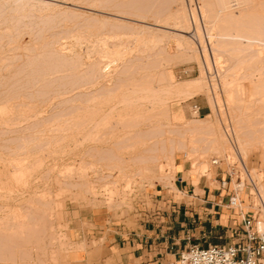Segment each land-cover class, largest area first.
<instances>
[{
  "label": "rangeland",
  "instance_id": "obj_1",
  "mask_svg": "<svg viewBox=\"0 0 264 264\" xmlns=\"http://www.w3.org/2000/svg\"><path fill=\"white\" fill-rule=\"evenodd\" d=\"M95 1L0 0V229L3 228L0 231V264H125L119 252L109 248L100 231L104 228H110L114 232L133 230L143 218L153 216L156 206L154 207L155 201L151 192L155 189L162 191L164 196L181 200L184 196L174 186L176 177L182 176L191 183L195 192H199L198 188L203 183L210 188L220 187L222 180H226V189L231 191L237 177V180L244 182L240 196L244 199L245 208H249L250 203H258L251 180L258 190L264 191V74L260 78L263 82L262 88L260 86L259 88L247 81L249 79L247 74L251 68L246 64L235 67L232 73L229 67H232L235 59L229 57L230 53L226 48L219 49L222 52L221 61L213 63L209 51L210 44L206 42L208 23L200 14V9L204 8L203 0H161L164 1L166 12L168 10L172 12L173 9L180 10L184 13V20L173 19L167 14L164 15L165 12L164 16L160 14L147 18L129 13L133 8L143 6V1L141 3L137 0H98L100 3ZM155 1L160 3L157 4ZM161 1L150 0L144 6H149L148 3L155 4L152 6L155 8L161 4ZM246 4H241L240 9L246 6L245 10L253 12L257 0H250ZM257 6L260 9L256 10L257 12L263 11L264 0H258ZM239 7L234 9L235 14H238L235 10L240 11ZM216 8L219 12H223L219 6ZM198 34L206 49L209 47L207 52L211 63L208 68L202 63V70L195 53L190 49L189 52L184 49L185 43L189 41L192 48L194 47L198 52L196 56L201 58L203 45L201 41L199 42ZM260 54L264 55V49ZM62 56L67 61L70 59L73 62L72 59H78L81 63L79 67L77 61L73 64L63 62L57 67L54 66L56 60L62 59ZM103 61H106L110 67L111 76L98 78V83L93 86H90V83L95 79H90L91 82L86 81L87 83L81 78L79 80V75L89 68V63L101 64ZM45 66H51L50 68L56 70L51 71L52 69ZM65 66L68 69H65L67 68ZM41 68H44L45 72ZM224 68L225 72L230 71L233 75L225 73L221 76L220 72ZM198 76L202 79V92L190 97L183 95L176 96L177 99H173L174 96L170 97L166 108L171 115H175V119H171V128L165 125L161 128V115L164 114L163 112L161 114V111L164 110L158 107L160 109L158 112L156 107L150 108L153 104L150 93L155 88L158 89L162 80L165 83L186 82ZM147 84L155 88H149ZM245 84L252 88L254 86L255 88L250 89H256L257 92L262 89L263 92L260 91L262 95L260 92L257 95ZM139 85L147 87L143 88ZM242 85L248 90L246 88L244 91ZM104 87H110V91ZM92 94L96 98L92 96L93 99L90 98V101L95 100L94 103L85 99ZM145 95L149 100L144 98ZM213 95L215 100L211 99ZM109 103L117 104L115 108L109 109ZM140 104L142 107H139ZM248 104L250 109L246 110L245 105ZM194 105L199 108L198 115L208 114L206 123L210 125L214 123L213 126L223 133L225 144L221 152H201L204 145L201 141L202 133L201 135L195 133L194 137L187 133L184 135L180 133V137L177 136L179 134L177 132L181 131L178 128L180 129L183 123L198 119V115L193 114ZM97 110H100L101 115ZM30 114H33V117ZM90 119V122L87 121ZM81 121L86 123L83 124ZM72 124L75 125L72 126L73 128H71ZM158 124L160 127L156 128ZM224 132L230 135L233 143L236 141L237 147L239 145L237 148L239 154L237 149L235 150V147L228 143ZM10 138L15 140L12 139L10 142ZM193 138L195 140H192ZM167 139L172 143L169 144L171 147L176 144L172 150L167 148V151L174 152L172 165L168 167L165 165L166 167L164 166L160 172L156 167L146 169L144 166L148 165V161L143 162L140 156L150 155L146 153L150 150L148 146L152 148L154 146V152L152 149L151 151L157 153L161 142L168 144ZM181 139L185 141L184 146ZM172 141L178 142L179 147ZM153 142L157 145L155 146ZM95 145L101 149L110 148L114 154L127 157L122 159L125 162L129 159V162L125 163V167V164L114 156L109 159L108 157L113 155L111 153L110 156L106 154L107 157L104 159H101L98 153L92 155L90 149ZM154 149L157 151L155 152ZM85 151H89L88 154ZM164 158H160L163 164L166 163ZM212 159H217V163H211ZM79 162L82 167L78 168ZM114 163L123 165L125 169L118 171L114 168L107 175L108 170L106 171L105 166H114ZM179 165L180 169H178ZM88 166L102 169L96 174ZM162 173L171 174L170 176L173 177L166 182L168 185L165 182L161 183L159 176ZM127 179H130V183L126 182ZM86 180L95 186L93 192L95 194L86 189ZM106 180L110 183H106ZM103 182L106 183L105 186L107 185L105 189ZM113 182H116V186L110 194L108 188L112 187ZM247 192H250V197ZM25 205H28V208ZM46 209H49L48 212ZM17 214L22 216L14 217ZM20 220H24L28 227H24L22 234L21 232L16 234L15 231L20 230L16 225L22 222ZM178 259L179 256L172 264H180ZM143 264H170V261H148Z\"/></svg>",
  "mask_w": 264,
  "mask_h": 264
},
{
  "label": "bare ground",
  "instance_id": "obj_2",
  "mask_svg": "<svg viewBox=\"0 0 264 264\" xmlns=\"http://www.w3.org/2000/svg\"><path fill=\"white\" fill-rule=\"evenodd\" d=\"M95 1V0H94ZM108 1V0H107ZM136 1V0H135ZM135 1L133 2V3H135ZM139 3H141V1H143L144 3H142L143 4V6L141 5V6H138V7H135V8H133L132 9V11H129V13H132V14H134V15H136V16H138V17H148V16H157V15H163L164 14V12H165V14L164 15H169V17H172L173 19H177V18H179V20L180 19H182V20H184V13L182 12V11H178L177 9H173V11L172 12H169V10H168V12H166L165 10H166V6L164 5V1H161V4L158 6V7H155V8H153L152 6L154 5L155 6V4H149L148 3V5L149 6H144V4L145 3H147L148 1H150V0H137ZM165 1H167V0H165ZM169 1V0H168ZM250 2V0H203V9L201 10L200 9V14H201V17L204 19V18H206V21H207V23H208V28L206 29L207 31H208V34H207V41L206 42H208L209 44V47H210V49H209V51H210V54H211V56L210 57H212V61H213V63L214 62H220L221 61V53L222 52H220V48H226L227 50H228V52L230 53L229 54V57L232 59V58H234L235 60L233 61V64H232V67H229V70H230V68H231V72L233 73V71L232 70H235V67H240V65H244L245 66V64L248 66V67H250L251 69H249V71H248V74L247 75H249L248 77H247V81L250 83V84H253L254 86H256V87H261L262 88V84H263V82L261 81V79L260 78H262L263 77V74H264V55H262V54H260L261 53V51L264 49V10L263 11H259V12H257L256 10H258L259 9V7L257 6L258 5V0H257V4H255L256 6V9H255V11H253V12H249L248 10H245V8H246V6H245V8L244 9H240V5L242 4H246V3H249ZM253 1V0H252ZM96 2V1H95ZM97 2H99L98 0H97ZM102 2V1H101ZM103 2H106V1H103ZM154 2V1H153ZM156 2V1H155ZM157 2H159V1H157ZM156 2V3H157ZM100 3V2H99ZM160 3V2H159ZM138 4V3H137ZM158 4V3H157ZM170 4H171V2H170ZM169 4V5H170ZM251 4H252V2H251ZM253 4H254V2H253ZM247 5V4H246ZM216 6L218 7L219 6V8L223 11V12H219L218 11V9L216 8ZM252 7L254 6V5H251ZM133 7V6H132ZM174 7V6H173ZM181 7V6H180ZM237 7H239V9H240V11H237V10H235L236 12H238V14H235V12H234V9L235 8H237ZM254 7V8H255ZM172 8V7H171ZM248 8V7H247ZM249 8H251V7H249ZM253 8V9H254ZM170 9V8H169ZM179 9H182V8H179ZM131 10V9H130ZM260 10V9H259ZM184 11V10H183ZM163 15V16H164ZM166 15V16H167ZM165 16V17H166ZM134 17V16H133ZM166 19V18H165ZM168 19V18H167ZM185 19H186V17H185ZM208 19V20H207ZM179 20H178V22H179ZM177 23V22H176ZM177 26H178V24H177ZM184 28V27H183ZM186 28V27H185ZM213 29H215V31H212ZM162 32V31H161ZM200 32V31H199ZM158 34V33H157ZM160 34V33H159ZM162 35V34H161ZM163 35H164V33H163ZM162 35V36H163ZM184 34H182V36H183ZM162 36H160V38L162 37ZM165 36V35H164ZM176 36H177V34H176ZM179 36V35H178ZM198 36H199V34H198ZM159 38V37H158ZM166 38V37H165ZM184 38V37H183ZM199 38H200V36H199ZM153 39H154V37H153ZM157 39V38H156ZM76 40H78V39H76ZM165 40V39H164ZM184 40V39H183ZM186 40V39H185ZM188 40V39H187ZM152 41H154V40H152ZM156 41V40H155ZM182 41V40H181ZM201 41V38H200V40H199V42ZM180 42V41H179ZM187 42V41H186ZM203 41H201V43H202ZM78 43H79V41H78ZM103 44H104V42H103ZM181 44V43H180ZM182 44H184V43H182ZM186 44V45H185ZM184 45H185V50L187 51V52H189L188 50L190 49V51L191 52H194L195 53V57H198L197 58V60H198V62H199V66H201V70H202V63H204L205 65H207V68H208V66H209V64H211L210 63V61H209V56H208V52H207V49L209 48H207L206 49V45L204 46L203 45V43L201 44V45H203V47H202V54H201V58L199 57V56H196V54L198 55V52H196L197 50L196 49H194V47L192 48V46L190 45V43H189V41H188V43H185ZM80 45V44H79ZM207 45V46H208ZM183 49V48H182ZM185 51V52H186ZM223 51V50H222ZM226 51V50H225ZM69 52V51H68ZM184 52V51H183ZM50 53V52H49ZM263 53V52H262ZM48 54V53H47ZM52 54V53H51ZM75 54V53H74ZM73 54V56H75ZM44 55V54H43ZM42 55V56H43ZM186 55H187V53H186ZM227 55V54H226ZM45 56H47V55H45ZM57 56V55H56ZM72 56V57H73ZM190 56V55H189ZM48 57V56H47ZM63 57V56H62ZM76 57V56H75ZM193 57V56H192ZM56 58H59V57H56ZM56 58L54 59V60H56ZM61 58V57H60ZM80 58V57H79ZM47 60H49V59H47ZM70 60V59H69ZM67 61V60H65L64 59V57L62 58V59H59V60H56V62L53 64L54 66L56 65V67H57V65H59V63H63V62H72L71 60L70 61ZM73 60V62L72 63H70V64H73L74 62L76 63V61L78 62V59L77 60H74V59H72ZM101 60V59H100ZM233 60V59H232ZM86 61V60H85ZM102 61V60H101ZM49 62V61H48ZM79 63H81V62H78L77 64H78V67H79ZM83 63V62H82ZM99 62H91V63H89V68L85 71H83V73H81L82 75H79L80 77H78L79 78V80H80V78L82 79V80H84L85 82L87 81H90V79H95L93 82H91L90 83V86L92 85H95L96 83H98V81H97V79L99 78H103V77H107V76H111L109 73H110V67L106 64V61H103V63H99ZM43 64V63H42ZM157 64V63H156ZM64 65H66V64H64ZM67 65H68V63H67ZM39 66V65H38ZM53 66V67H54ZM60 66H61V64H60ZM59 66V67H60ZM69 66V65H68ZM72 66V65H71ZM70 66V67H71ZM75 66H76V64H75ZM246 66V67H247ZM35 67V66H34ZM33 67V68H34ZM42 67V66H41ZM45 67H51V66H45ZM65 67H67V66H65ZM243 67V66H242ZM247 67V68H248ZM62 68H64V66H62ZM72 68H74V67H72ZM206 68V67H205ZM233 68V69H232ZM43 71H44V68H41ZM41 69H39V72H40V70ZM50 69H52L51 71H53V69L54 68H50ZM65 69H68V67L67 68H65ZM70 69V68H69ZM238 69V68H237ZM33 70V69H32ZM46 70H48V69H46ZM54 70H56V68L54 69ZM124 70V69H123ZM239 70V69H238ZM42 71V72H43ZM50 71V70H49ZM127 71V70H126ZM125 71V72H126ZM226 70H225V68L224 69H222L221 70V72H220V75L221 76H224V74L225 73H227V72H225ZM227 71H228V69H227ZM244 71V70H243ZM41 72V73H42ZM45 72V71H44ZM43 72V73H44ZM62 72H63V70H62ZM68 72V71H67ZM124 72V73H125ZM217 73V72H216ZM53 74V73H52ZM62 74V73H61ZM64 74V73H63ZM131 74V73H130ZM227 74H231L230 73V71L227 73ZM37 75V74H36ZM40 75V74H39ZM73 75V74H72ZM71 75V76H72ZM231 75H233V74H231ZM243 75H245V74H243ZM43 76V75H42ZM159 76V75H158ZM161 76V75H160ZM235 76V75H234ZM39 77V76H38ZM132 77V76H131ZM130 77V78H131ZM150 77V76H149ZM162 77V76H161ZM165 77V76H164ZM243 77V76H242ZM245 77V76H244ZM40 78V77H39ZM42 78V77H41ZM44 78V77H43ZM64 78V77H63ZM75 78H76V76H75ZM108 78V77H107ZM143 78V77H142ZM147 78V77H146ZM241 78V77H240ZM26 79V78H25ZM129 79V78H128ZM163 79V78H162ZM7 80V79H6ZM29 80V79H28ZM65 80V79H64ZM63 80V81H64ZM130 80V79H129ZM154 80V79H153ZM233 80L234 79H232V82H233ZM30 81V80H29ZM50 81V80H49ZM122 81H124V80H122ZM128 81V80H127ZM226 81V80H225ZM224 81V83H226L227 84V82H225ZM4 82V81H3ZM48 82V81H47ZM73 82V81H72ZM77 82V81H76ZM86 82V83H87ZM143 82V81H142ZM216 82V81H215ZM230 82H231V80H230ZM245 82V81H244ZM18 83V82H17ZM53 83V82H52ZM64 83V82H63ZM85 83V84H86ZM128 83V82H127ZM145 83H148V82H145ZM204 83V82H203ZM28 84V83H27ZM60 84H61V82H60ZM60 84H58V85H60ZM82 84H84V83H82ZM122 84V83H121ZM132 84V83H131ZM149 84V83H148ZM147 84V85H148ZM216 84V83H215ZM229 84V83H228ZM244 84V83H243ZM247 84V83H246ZM245 84V86H247ZM47 85L49 86V84L47 83ZM115 85V84H114ZM138 85V84H137ZM145 85V84H144ZM223 85V84H222ZM236 85V84H235ZM240 85V84H239ZM252 85V86H253ZM72 86V85H71ZM134 86V85H133ZM139 86H142V85H139ZM204 86H206V85H204ZM244 85H242V87H243ZM250 86V85H249ZM253 86V88H255ZM18 87V86H17ZM20 87V86H19ZM30 87V86H29ZM77 87V86H76ZM132 87V86H131ZM143 88H146L147 86H142ZM148 87L150 88L151 87V85L149 86L148 85ZM248 87V86H247ZM246 87V88H247ZM259 87V88H260ZM264 87V86H263ZM65 88V87H64ZM72 88H73V86H72ZM74 88H75V86H74ZM105 88V87H104ZM110 88V87H109ZM109 88H105V89H108L109 90ZM112 88V87H111ZM116 88V87H115ZM117 88H119V87H117ZM133 88H135V87H133ZM132 88V89H133ZM152 88V87H151ZM155 88V87H154ZM154 88H152V89H154ZM202 88H203V84H202V79H201V77H199L198 76V78H193V79H191V80H188V81H186V82H171V83H165L163 80L160 82V84H159V86H158V89L157 88H155V90H153L152 91V93H150V94H152L151 95V97H150V99L152 100V102H153V104H152V102H150V101H148V102H150L151 104H148L149 106L151 105V109L152 108H155L156 107V109H158V107H160L162 110H164V111H161V114H163V115H161V123L160 124H162L161 125V128H162V126H164L165 125V127H169L170 125H171V119H175V115H171L170 114V112L167 110V108H166V103L169 101V98L171 97L172 98V96H174V98L173 99H177L176 98V96L178 97V96H186V97H190V96H193V95H195V94H199V92L201 91L202 92ZM246 88H244L243 87V90L245 91V89ZM249 89L251 88V89H253L251 86L250 87H248ZM248 88L246 89V90H248ZM120 89V88H119ZM131 89V90H132ZM148 89V88H147ZM147 89H145V90H147ZM157 89V90H156ZM225 89V88H224ZM250 89V90H251ZM258 89V88H257ZM31 90V89H30ZM50 90V89H49ZM107 90V92H109ZM117 90V89H116ZM141 90V89H140ZM205 90V89H204ZM259 90V89H258ZM262 89H260L259 90V92L261 91ZM52 91V90H51ZM57 91V90H56ZM112 91H114V89L112 90ZM130 91V90H129ZM148 91V90H147ZM150 91V90H149ZM206 91V90H205ZM251 91H255L256 92V94L258 95V94H260L261 92H263V90L259 93V92H257V90L256 89H254V90H251ZM251 91H249L250 93H253V92H251ZM6 93H7V91H5ZM48 92V91H47ZM53 92V91H52ZM133 92H134V90H133ZM138 92V91H137ZM204 92V91H203ZM207 92V91H206ZM236 92V91H235ZM11 93V92H10ZM49 93H50V91H49ZM101 93V92H100ZM135 93V92H134ZM133 93V94H134ZM247 93V92H246ZM250 93H249V95H250ZM264 93V92H263ZM27 94V93H26ZM46 94V93H45ZM87 94V93H86ZM95 94V93H94ZM94 94H92V95H89V97L88 98H85L86 99V101L89 99V101H90V98H92V96H94L93 98L95 99L96 97H95V95ZM98 94V93H97ZM110 94V93H109ZM150 94H149V96H150ZM208 94V93H207ZM24 95V94H23ZM36 95V94H35ZM123 95V94H122ZM127 95V94H126ZM138 95H140V97L142 96L143 97V95H141V94H138ZM232 95V94H231ZM260 95H262V93L260 94ZM3 96V95H2ZM34 96V95H33ZM106 96V95H105ZM104 96V97H105ZM135 96V95H134ZM137 96V95H136ZM135 96V97H136ZM147 95H145L144 96V98L146 97ZM233 96V95H232ZM248 96V95H247ZM39 97V96H38ZM98 97H99V95H98ZM103 97V96H102ZM139 97V96H138ZM139 97V98H140ZM260 96H258V98H259ZM3 98V97H2ZM1 98V99H2ZM29 98V97H28ZM31 98V97H30ZM52 98V97H51ZM84 98V97H83ZM92 98V99H93ZM111 98V97H110ZM131 98V97H130ZM137 99L138 101L140 100V99ZM147 98V97H146ZM4 99V98H3ZM107 99H108V97H107ZM142 99V98H141ZM148 99V98H147ZM211 99H214L215 100V98H214V95L212 96V98ZM5 100V99H4ZM28 100V99H27ZM30 100V99H29ZM100 100V99H99ZM133 100H135L134 102H136V99L134 98ZM144 100V99H143ZM149 100V99H148ZM244 100V99H243ZM258 100H260V99H258ZM32 101V100H31ZM92 101V100H91ZM90 101V102H91ZM93 101H95V100H93ZM92 101V102H93ZM97 101V100H96ZM106 101V100H105ZM147 101V100H146ZM171 101V100H170ZM173 101V100H172ZM90 102H88V104L90 103ZM174 102V101H173ZM213 102H215V101H213ZM263 102V101H262ZM24 103H25V101H24ZM94 103V102H93ZM96 103V102H95ZM118 103V102H117ZM116 103V104H117ZM139 103V102H138ZM140 103H142V102H140ZM83 104H85V103H83ZM99 104V103H98ZM101 104V103H100ZM102 104L104 105V102H102ZM101 104V105H102ZM110 104V103H109ZM114 103H112V104H110V105H108V108L109 109H112V108H115L114 106L116 105H113ZM134 104H136V103H134ZM133 104V105H134ZM218 104V103H217ZM234 104V103H233ZM243 104V103H242ZM247 104V103H246ZM12 105V104H11ZM95 105V104H94ZM97 105V104H96ZM141 105V104H140ZM244 105V104H243ZM260 105V104H259ZM132 106V105H131ZM139 106V105H138ZM240 106V105H239ZM242 106V105H241ZM3 107V106H2ZM85 107V106H84ZM88 107V106H87ZM92 107V106H91ZM139 107H142V105L141 106H139ZM148 107V106H147ZM168 107V106H167ZM234 107V106H233ZM28 108V107H27ZM78 108V107H77ZM99 108H101V107H99ZM134 108V107H133ZM150 108H148L149 110H150ZM257 108V107H256ZM16 109V108H15ZM22 109V108H21ZM29 109V108H28ZM145 109H147V108H145ZM244 109V108H243ZM245 109L247 110V109H250V105L248 104V105H245ZM258 109V108H257ZM13 110V109H12ZM87 110V109H86ZM102 110V109H101ZM85 111V110H84ZM98 111V110H97ZM100 111V110H99ZM99 111H98V114H99ZM153 112H154V110H152ZM249 111H251V110H249ZM260 111V110H259ZM68 112V111H67ZM70 112V111H69ZM147 112V111H146ZM151 112V111H150ZM152 112V113H153ZM158 112H160V109H158ZM163 112V113H162ZM261 112V111H260ZM264 112V111H263ZM31 113V112H30ZM35 113V112H34ZM54 113V112H53ZM86 113V112H85ZM97 113V112H96ZM135 113H137V112H135ZM156 113V112H155ZM171 113H174V112H171ZM65 114H67V113H65ZM94 114H95V112H94ZM98 114H96L97 116H98ZM154 114V113H153ZM157 114V113H156ZM160 114V113H159ZM194 114V113H193ZM31 115V114H30ZM64 115V114H63ZM99 115H101V114H99ZM147 115H148V113H147ZM32 117H33V114L31 115ZM54 116V115H53ZM90 116H93V115H90ZM155 116V115H154ZM176 116H177V114H176ZM197 116V115H196ZM207 116H208V114H205V115H198V119L197 120H194L193 122H192V120L190 121V123L188 122V123H183L182 125H181V128L179 129L178 128V130H181V131H179V132H177V133H179V134H177V136L179 135V137H180V133L182 134V135H184V133H187V134H190V135H194L195 133L197 134V133H199V135H201V133H202V139H201V141H203L204 143V145H203V147L201 148V149H203L201 152H208V151H213V152H215V153H218V152H221V150L224 148V142H225V139L223 138V133H221L219 130H217L218 128L217 127H215V126H213V124H208V123H206V122H208V121H205V119H207ZM89 117V116H88ZM135 117V116H134ZM141 117V116H140ZM179 117H181V116H179ZM178 117V118H179ZM0 118H1V116H0ZM22 118V117H21ZM93 118V117H92ZM95 118V117H94ZM131 118V117H130ZM152 118V117H151ZM7 119V118H6ZM12 119V118H11ZM24 119V118H23ZM80 119V118H79ZM87 119V118H86ZM177 119V118H176ZM39 120H41V119H39ZM45 120V119H44ZM51 120V119H50ZM81 120V119H80ZM83 120V119H82ZM102 120V119H101ZM145 120V119H144ZM150 120V119H149ZM208 120V119H207ZM15 121V120H14ZM55 121V120H54ZM85 121V120H84ZM87 121H91V119L90 120H87ZM134 121V120H133ZM160 121V120H159ZM34 122V121H33ZM66 122V121H65ZM81 122H83V121H81ZM81 122H79V123H81ZM100 122V121H99ZM111 122V121H110ZM114 122V121H113ZM210 122V121H209ZM242 123H243V121H241ZM18 123V122H17ZM37 123V122H36ZM48 123V122H47ZM57 123V122H56ZM86 122H83V124H85ZM88 123V122H87ZM101 123V122H100ZM159 123V122H158ZM181 123V122H180ZM239 124H240V120H239V122H238ZM260 123H263V122H260ZM38 124V123H37ZM41 124V123H40ZM39 124V125H40ZM58 124V123H57ZM64 124V123H63ZM66 124V123H65ZM64 124V125H65ZM82 124V123H81ZM89 124V123H88ZM97 124V123H96ZM116 124V123H115ZM137 124V123H136ZM177 124V123H176ZM179 124V123H178ZM253 124V123H252ZM251 124V126H253ZM39 125H37V126H39ZM48 125H49V123H48ZM68 125V124H67ZM118 125V124H117ZM159 125V124H158ZM261 125V124H260ZM31 126V125H30ZM75 126V125H71V128H73V127ZM84 126V125H83ZM240 126V125H239ZM238 126V127H239ZM242 126V125H241ZM254 126H255V124H254ZM258 126V125H257ZM33 127V126H32ZM41 127V126H40ZM116 127V126H115ZM153 127V126H152ZM157 127H160V125L159 126H156V128ZM173 127V126H172ZM249 127V126H248ZM28 128V127H27ZM55 127H53V129H54ZM61 129H62V127H60ZM77 128V127H76ZM117 128V127H116ZM169 128H171V126L169 127ZM177 128V127H176ZM241 128V127H240ZM243 128V127H242ZM30 129V128H29ZM80 129V128H79ZM130 129H132V128H130ZM154 129H155V126H154ZM160 129V128H159ZM4 130H5V128H4ZM91 130H92V128H91ZM90 130V131H91ZM134 130V129H133ZM169 129H167V131H168ZM2 131V130H1ZM20 131H22L21 129H20ZM73 131V130H72ZM76 131V130H75ZM83 131V130H82ZM98 131V130H97ZM112 131V130H111ZM156 131V130H155ZM158 131V130H157ZM160 131V130H159ZM165 131V130H164ZM175 132L177 131V130H174ZM39 132V131H38ZM81 132V131H80ZM131 132V131H130ZM146 132H148V131H146ZM151 133H152V131H150ZM170 132H172V129H171V131ZM41 133V132H40ZM55 133V132H54ZM66 133V132H65ZM72 133V132H71ZM76 133V132H75ZM96 133V132H95ZM94 133V134H95ZM140 133H142V132H140ZM159 133V132H158ZM160 133H162L161 131H160ZM160 133H159V136H161L160 135ZM225 133V132H224ZM247 133V132H246ZM132 134V133H131ZM145 134V133H144ZM166 134V133H165ZM164 134V135H165ZM195 134V135H196ZM233 134V133H232ZM41 135V134H40ZM48 135V134H47ZM57 135V134H56ZM67 135H68V133H67ZM88 135H89V132H88ZM93 135V134H92ZM103 135V134H102ZM143 135V134H142ZM141 135V136H142ZM154 135V134H153ZM152 135V136H153ZM182 135H181V137H182ZM225 135L227 136L226 138H227V141H229L228 143H231V145H232V147H235V150L239 147V145H238V147H237V145H236V141H234V143H233V141L231 140V137H229L230 135H228L227 134V132L225 133ZM241 135V134H240ZM246 135V134H245ZM23 136H24V134H23ZM72 136V135H71ZM87 136V135H86ZM243 136V135H242ZM27 137V136H26ZM39 137V136H38ZM56 137V136H55ZM59 138H60V135L58 136ZM92 137V136H91ZM100 137V136H99ZM139 137V136H138ZM149 137V136H148ZM155 137V136H154ZM194 137V136H193ZM241 137V136H240ZM249 137V136H248ZM23 138V137H22ZM27 138H31V137H27ZM35 138V137H34ZM44 138V137H43ZM62 138V137H61ZM126 138V137H125ZM128 138V137H127ZM135 138V137H134ZM143 138V137H142ZM167 138V137H166ZM176 138H178V137H176ZM175 138V139H176ZM197 137H195V139H196ZM199 138H200V136H199ZM198 138V139H199ZM243 138V137H242ZM11 139V138H10ZM10 139H9V141H10ZM12 139H14V138H12ZM12 139H11V141L10 142H12ZM18 139V138H17ZM39 139H41V137L39 138ZM94 139V138H93ZM92 139V140H93ZM121 139V138H120ZM119 139V140H120ZM139 139V138H138ZM162 139V138H161ZM164 139V138H163ZM183 139H184V136H183ZM189 139V138H188ZM194 138L192 139V140H195ZM234 139V138H233ZM248 139V138H247ZM15 140V139H14ZM29 140V139H28ZM32 141H33V139H31ZM124 140V139H123ZM131 140V139H130ZM134 140V139H133ZM135 140H137V139H135ZM166 140V139H165ZM165 140H162V141H165ZM171 140H173V139H171ZM170 140V141H171ZM180 140V139H179ZM179 140H178V142H179ZM182 140V139H181ZM191 140V139H190ZM189 140V141H190ZM191 140V141H192ZM236 140V139H235ZM43 141H45V140H43ZM48 141V140H47ZM51 141V140H50ZM61 141V140H60ZM59 141V142H60ZM94 141V140H93ZM97 141V140H96ZM144 141H145V139H144ZM160 141V139H158V142ZM177 141V140H176ZM183 141V140H182ZM198 140H196V142H197ZM247 141V140H246ZM37 142V141H36ZM42 142V141H41ZM133 142H135V141H133ZM155 142V141H154ZM153 142V143H154ZM167 142H168V139H167ZM172 142H175V141H172ZM178 142H175V143H177V146L179 147V143ZM185 141H183V146H184V143ZM192 142H194V141H192ZM242 142V141H241ZM243 142H244V140H243ZM6 143H7V140H6ZM57 143H58V138H57ZM131 143V142H130ZM160 143V142H159ZM166 143V142H165ZM165 143H163V142H161V144H160V147L158 148V152L157 153H153L154 151H153V148H154V146H153V148L151 147V146H148L149 147V149L150 150H148V149H145L146 151V153L147 154H149L150 153V155H144V156H140V158L142 157V159H143V162H144V160H146V162L148 161V165H146V166H144L146 169L148 168V170L149 169H153V168H155L156 167V169L157 170H159L158 172H160V171H162L163 170V167L165 166V165H167V167H168V165H172V163H173V157H174V152L173 151H167V148H171V150L173 149V148H175L174 146L176 145V144H174V146L172 145V147H171V145H169V144H172V143H169L168 142V144L167 145H169L168 147H167V145L165 144ZM181 143V142H180ZM245 143H247V142H245ZM24 144V143H23ZM28 144V143H27ZM26 144V145H27ZM51 144V143H50ZM56 144V143H55ZM150 144H152V143H150ZM155 144V143H154ZM182 144H180V147H181V145ZM198 144H199V142H198ZM242 144V143H241ZM3 145V144H2ZM49 145V144H48ZM157 145V143L155 144V146ZM35 146V145H34ZM42 146V145H41ZM128 146V145H127ZM126 146V147H127ZM130 146V145H129ZM195 146V145H194ZM199 146V145H198ZM200 146H202L201 144H200ZM229 146H230V144H229ZM243 146H244V143H243ZM4 147V146H3ZM24 147V146H23ZM131 147V146H130ZM147 147V148H148ZM177 147V149H179ZM190 148H192V146H189ZM231 147V146H230ZM16 148H18V147H16ZM25 148H26V146H25ZM31 148V147H30ZM39 148V147H38ZM243 148V147H242ZM5 149V148H4ZM47 150H48V148H46ZM90 149V148H89ZM115 149V148H114ZM144 149V148H143ZM151 149H152V151H151ZM194 149H196V148H194ZM194 149H192L193 151H195ZM200 149V150H201ZM240 149V148H239ZM9 150V149H8ZM108 150V151H107ZM101 149V148H99V147H97L96 145L95 146H93V148H91L90 149V151H92V155L94 154V153H98L99 155V157L101 158V159H104L105 157H107L106 156V154L107 155H109L110 156V154L109 153H111V154H113V155H111L110 157H108L109 159L111 158V157H115L116 159H118V160H120L121 162H123L124 164L129 160H127L126 162L123 160L124 158L125 159H127V157H124V156H119L117 153H113V152H111V150H110V148L109 149ZM123 150V149H122ZM132 150V149H131ZM155 150V152L157 151L156 149H154ZM245 150V149H244ZM21 151V150H20ZM110 151V152H109ZM143 151V150H142ZM151 151V152H150ZM237 151V153H238V149L236 150ZM25 152V151H24ZM86 152V151H85ZM87 152H89V151H87ZM86 152V154H88ZM145 152H144V154H145ZM16 153H17V151H16ZM19 153V152H18ZM64 153V152H63ZM152 153V154H151ZM45 154V153H44ZM90 154V153H89ZM201 154V153H200ZM239 154V153H238ZM10 155V154H9ZM63 155V154H62ZM137 156H138V154H137ZM200 156H202V155H200ZM122 157H123V159H122ZM139 157V156H138ZM137 157V158H138ZM163 158V157H165L164 159H165V164H163V162H161V160H160V158ZM82 158V157H81ZM80 158V159H81ZM97 158V157H96ZM95 158V159H96ZM129 158V157H128ZM136 158V157H135ZM39 159V158H38ZM122 159V160H121ZM134 159V158H133ZM149 159H150V161H149ZM21 160V159H20ZM96 160H98V158L96 159ZM112 160V159H111ZM110 160V161H111ZM140 160V159H139ZM163 160V159H162ZM23 161V160H22ZM107 161H108V159H107ZM114 161V160H113ZM134 161V160H133ZM154 161V162H153ZM212 161H213V159L211 160V163H212ZM129 162V161H128ZM141 162V161H140ZM150 162V163H149ZM41 163H43V162H41ZM81 163H82V161H81ZM106 163V162H105ZM109 163V162H108ZM107 163V164H108ZM119 163V162H118ZM117 163V164H118ZM8 164V163H7ZM35 164V163H34ZM79 164H80V162H79ZM115 164V163H114ZM117 164H115L114 166L112 165H109V166H105V168H106V171H107V175H109L110 173H111V171L114 169V168H117L116 170H118V171H122L123 169H125V167H126V164L123 166H121V165H117ZM131 164H133V163H131ZM128 165V164H127ZM4 166V165H3ZM174 166V165H173ZM206 166V165H205ZM72 167V166H71ZM79 167H82L81 166V164H80V166H78V168ZM89 167V166H88ZM166 167V166H165ZM20 168V167H19ZM22 168V167H21ZM26 168V167H25ZM90 169H93L92 168V166L91 167H89ZM169 168H171V167H169ZM73 169V168H72ZM101 169L102 168H99V167H95L94 166V169H93V172L94 173H96L97 174V172L98 171H101ZM172 169H175V168H173L172 167ZM104 170V169H103ZM102 170V171H103ZM155 170V169H154ZM105 171V170H104ZM138 171V170H137ZM147 171V170H146ZM170 171V170H169ZM175 171V170H174ZM139 172V171H138ZM171 172V171H170ZM83 173V172H82ZM169 173V172H168ZM168 173L167 174H160V179H161V183L162 182H169V180H170V177L171 178H173L172 176H170V175H168ZM28 174V173H27ZM174 174H175V172H174ZM45 175H47V174H45ZM95 175V174H94ZM83 176H85V175H83ZM98 176V175H97ZM174 176V175H173ZM42 177V176H41ZM104 177V176H103ZM107 177V176H106ZM39 178V177H38ZM83 178V177H82ZM99 178V177H98ZM126 178V177H125ZM46 179H47V177H46ZM86 179V178H85ZM159 179V178H158ZM112 180V179H111ZM130 181V179H127L126 180V182L127 183H130L129 182ZM58 182V181H57ZM106 183H108L109 181L108 180H106L105 181ZM105 182H103L104 183V186H105ZM81 183V182H80ZM103 183H102V186H103ZM110 183V182H109ZM116 182H113L112 183V187L110 186L108 189L110 190L109 191V193L111 194L112 192H113V188H115V186H116V184H115ZM69 184V183H68ZM86 189L87 190H89V192H94L95 190V186L93 185V183L91 184V182L89 181V180H86ZM119 184V183H118ZM117 184V185H118ZM167 184V183H166ZM46 185V184H45ZM77 185V184H76ZM168 185V184H167ZM80 186H81V184H80ZM83 186V185H82ZM119 186V185H118ZM233 186H235L236 187V189L238 190V193H240L242 190H243V187H244V182H243V180L241 181V182H239V183H236V182H234V184H233ZM264 187V186H263ZM105 188H107V185L104 187V189ZM118 188V187H117ZM262 188V187H261ZM112 189V190H111ZM117 190V189H116ZM256 190L258 191V195L260 196V198L262 199V200H264V191L262 190V191H260V190H258V187H256ZM116 192V191H115ZM118 192V191H117ZM104 193V192H103ZM86 194V193H85ZM93 194H95V193H93ZM49 195V194H48ZM119 196V195H118ZM81 197V196H80ZM84 197V196H83ZM50 201V200H49ZM48 202V201H47ZM29 203V202H28ZM54 203V202H53ZM29 204H31V203H29ZM33 204V203H32ZM89 204V203H88ZM26 206V205H25ZM28 206V205H27ZM26 206V207H27ZM34 206V205H33ZM43 207H44V205H43ZM28 208V207H27ZM31 208V207H30ZM34 210L36 209V208H33ZM24 210V209H23ZM47 210H49V209H46V211ZM26 211V210H25ZM45 211V210H44ZM48 212V211H47ZM19 213H21V211L19 212ZM42 213V212H41ZM16 214V213H15ZM24 215V214H23ZM36 215V214H35ZM19 216H22V215H18L17 214V216L16 215H14V217H19ZM34 216V215H33ZM32 216V217H33ZM47 216V215H46ZM13 217V218H14ZM31 217V218H32ZM35 217H37V215L35 216ZM41 217V216H40ZM39 217V218H40ZM3 218H5V217H3ZM20 218V217H19ZM22 218V217H21ZM42 218V217H41ZM0 219H1V216H0ZM44 219V218H43ZM10 220V219H9ZM26 220V219H25ZM38 220V219H37ZM40 220V219H39ZM46 220V219H45ZM20 221H22V222H19L18 224H16V225H18V227H19V229L20 230H18V231H15V233L16 232H21V234H22V232L24 231V227H26L27 225H26V223H25V221L24 220H20ZM35 223V222H34ZM33 223V224H34ZM36 224V223H35ZM34 224V225H35ZM40 224V223H39ZM6 225V224H5ZM5 225H3V226H5ZM37 225V224H36ZM38 226V225H37ZM28 227V226H27ZM31 227V226H30ZM3 229V228H2ZM2 229H0V231H2ZM12 230V229H11ZM31 230H33V229H31ZM4 231V230H3ZM35 231V230H34ZM38 232V231H37ZM30 233H32V232H30ZM36 233V232H35ZM12 234V233H11ZM17 234V233H16ZM20 234V235H21ZM29 235V234H28ZM63 235V234H62ZM5 236V235H4ZM6 237V236H5ZM2 252V251H1ZM3 257V256H2ZM29 260V259H28Z\"/></svg>",
  "mask_w": 264,
  "mask_h": 264
},
{
  "label": "crops",
  "instance_id": "obj_3",
  "mask_svg": "<svg viewBox=\"0 0 264 264\" xmlns=\"http://www.w3.org/2000/svg\"><path fill=\"white\" fill-rule=\"evenodd\" d=\"M174 186L184 197L175 200L155 189L151 196L156 212L143 218L137 228L100 231L109 248L119 252L125 264L163 260L172 264L191 244H223L233 239V230L239 228L241 217L228 207L231 191L203 183L195 192L182 176L175 178Z\"/></svg>",
  "mask_w": 264,
  "mask_h": 264
},
{
  "label": "built area",
  "instance_id": "obj_4",
  "mask_svg": "<svg viewBox=\"0 0 264 264\" xmlns=\"http://www.w3.org/2000/svg\"><path fill=\"white\" fill-rule=\"evenodd\" d=\"M192 108L193 113L198 115V106ZM217 161L213 159L212 163L216 164ZM238 180L236 177L235 182H241ZM226 183V180L221 181L225 188ZM251 183L257 204L250 203L249 208H245L244 199L235 186L228 196V207L236 210L241 217L239 228L233 230V239L223 244H191L180 253V264H264V201L258 195L253 180ZM247 195L250 197V192Z\"/></svg>",
  "mask_w": 264,
  "mask_h": 264
}]
</instances>
